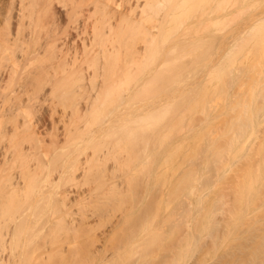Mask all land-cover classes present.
I'll list each match as a JSON object with an SVG mask.
<instances>
[{"label": "bare ground", "instance_id": "6f19581e", "mask_svg": "<svg viewBox=\"0 0 264 264\" xmlns=\"http://www.w3.org/2000/svg\"><path fill=\"white\" fill-rule=\"evenodd\" d=\"M206 2L207 0H0V264H51L54 258H59L62 263L65 260L68 264H83L84 260L90 262L92 260L91 263L95 262L96 264H115L114 262L118 264L120 262L119 260L117 263L115 260L118 257V251L121 247L123 249L128 246L125 241L128 243L133 234L131 232H129L130 235L126 234L127 236L121 234L114 242L115 236L112 237L113 240L110 237L109 239L113 242L110 244L106 239L109 237L108 235L107 237L106 234L97 232L96 222L99 220H95L93 218L95 214L93 216L90 212H96L91 205H88L91 203L86 204L85 208L90 207L93 210L88 209L87 212L80 210L79 214H72L73 211H70L71 200L78 194L79 184L87 183L89 176L92 175L91 171L95 173L98 170L91 169L93 158L96 160V157L91 155L92 153L90 155L88 152L80 153L85 148L83 146L89 144L91 140L89 136H92L93 133L90 128L92 124L91 126L90 124L83 125L85 120H89L84 117L90 112L94 113L95 109L97 111L101 108L100 113L104 111L108 106L102 103L106 102L109 105L112 100L109 97L110 101L102 98L105 100L104 102L100 96L105 93H113L111 90L118 92L121 89L120 97L122 92L126 93L123 96L131 95L133 92V95L126 96L127 98L122 96L127 107L130 110L133 109L132 111L146 101L150 103L149 96L159 89V75L162 78L163 74L179 69L177 66L182 63L176 65L177 62L183 60L185 62V59L189 57L195 58V60L191 58L195 61V65L190 66L187 63L188 66L186 64L181 72L198 75V69L204 71V67H201L203 65L202 57L210 49L212 50H210L213 56L212 60L218 55L216 31H218V25L224 20L220 21L219 14L222 2L219 0H209L212 3ZM227 3L225 2V4ZM205 4L211 8L207 5L206 10ZM232 20L230 19V22ZM208 24L213 26L214 31L216 30L212 31L216 34L212 36L213 39L210 38L212 42H210L211 40L207 42L212 45L208 46L210 49L206 47L207 44L202 36V25ZM188 25L191 27L194 25L195 28L191 29ZM189 29L191 30L189 31ZM187 34L193 38L196 37L195 40ZM182 65L185 66V64ZM213 67H216L215 64ZM213 67L211 65V68ZM140 77L145 79L140 80ZM126 91H129V94ZM140 91L143 94H139ZM120 99L118 101H121ZM123 100V103L120 102L114 108L115 111L121 104L126 105ZM99 101H103L101 107ZM98 103L99 105H97ZM94 107L96 108L94 109ZM129 109V113H133ZM98 112L94 113V117L91 113L89 115L95 119H92L94 124L101 122L100 125H102L105 117L103 116L101 121L99 117L107 112L104 111L101 115ZM133 115L136 118L139 117L135 113ZM136 118L132 119L131 117L132 124L135 126L141 122L142 125L138 124L140 127L137 125L134 128L144 127H142L143 129L138 128L139 130L131 128L135 130L133 133L135 136L130 137L132 142L130 140L129 142L136 152L132 150L135 155H139L141 145L148 149V145L152 143L150 142L151 138H146L144 136L146 133L143 131L145 122L151 121V119L148 117L150 120L144 121L147 117H139V120L144 118L139 121L135 120ZM82 122L84 123L82 124ZM104 124L105 122L103 126ZM148 124L151 126L150 122ZM48 125L52 130V134L49 132L52 136L49 138L52 141L49 139V144H46L42 130ZM88 127L90 133L87 132ZM135 132L137 133L135 134ZM85 134L86 137H83ZM91 136L90 138H92ZM111 136H113L112 133L108 135V137ZM86 139L89 141L86 142ZM147 139L149 140L147 141ZM50 142L52 145L54 143L57 145H53L56 147V151L53 150ZM84 142H86L85 145H83ZM148 142L150 143L148 144ZM41 143L46 147L47 145L52 147L50 151L51 153L53 151V154L49 156L52 157V160L48 157V147L45 151L44 146L41 147ZM138 148L140 149L138 150ZM80 154H82L81 157ZM84 154L85 156H83ZM98 154L97 156H100L101 153ZM145 154L147 153L145 152ZM145 154L144 156L148 155L150 158L151 155ZM135 158L138 159L133 154V159ZM49 161L54 162L53 165H57L58 169L56 166H53L55 169L53 167L52 169L58 173L55 174L56 172L54 173L52 170L51 172L58 176L54 179L55 176H49L51 175L49 172V175L47 174L49 176L48 183L46 179L40 183L43 176L40 177L41 180L38 177L44 174L42 172L37 176L38 180L35 178L40 181L37 183L32 178L36 177L35 173H38L41 167L51 164L48 163ZM135 164L137 165V163ZM37 170L39 171L37 172ZM103 171H99L100 175ZM149 172L153 175L152 168ZM96 174L97 177L99 174ZM29 181L33 185L36 184L40 192H44L42 193L44 196L49 194L51 199L50 201L49 197H46L50 201V205L48 201L44 203L48 208L46 210L48 217L43 216L46 221L41 222L44 224L43 226L39 222L38 229L36 221L41 220L42 217L39 215L45 213V208L42 209L43 213L41 209H39L41 212L36 209L41 207L40 202L36 203L38 198L35 197L39 190L35 189L36 185L33 186ZM39 183L44 186L48 185L44 187L48 188L47 193L44 188L41 190L40 186L42 187V185ZM45 183L47 184L45 185ZM61 184L63 187L60 189L58 185L61 186ZM30 185L33 191H38L34 197L31 195L33 191H29ZM28 201L31 203L29 204ZM95 203H97L96 200ZM92 205L94 206V204ZM31 207L37 210L38 216L33 215V213L36 214V211L30 212ZM72 207L74 206L72 205ZM31 217L40 218L33 220ZM138 217L135 220L140 226L141 220L138 221ZM31 220L35 222L31 223ZM133 222L135 223V221ZM117 224L120 227L123 223ZM125 224L124 227H126ZM114 226L116 227V224ZM30 230L35 234L32 237H38L37 241L33 238L36 242L31 239L30 235L33 233ZM136 231L140 232L138 229ZM114 232L116 233L115 230ZM139 238L138 243L141 241ZM29 239L34 245H30ZM135 239L133 238L132 242ZM143 243L146 244V242ZM53 244L55 253L52 251L53 247H50ZM29 245L32 246L30 247V249L32 248L31 252L28 250ZM48 252H53L54 255ZM115 256L117 257L115 258ZM138 264L140 263L138 262Z\"/></svg>", "mask_w": 264, "mask_h": 264}, {"label": "rangeland", "instance_id": "374dc122", "mask_svg": "<svg viewBox=\"0 0 264 264\" xmlns=\"http://www.w3.org/2000/svg\"><path fill=\"white\" fill-rule=\"evenodd\" d=\"M219 2L223 4L222 7L219 6L221 8H219V14L220 21L224 19V23L222 21L218 25V31L215 30L218 39V55L214 57L215 60L211 59L213 58L212 50L208 47L211 44L207 43L209 40L212 42V36L216 35L215 31L212 29L213 26L209 25L210 23L202 25L204 42L207 44L206 47L211 50L202 57L203 65L201 67H204V71L198 69V75L181 72L187 63L190 66L195 65V61H193L195 58L189 57L185 59V62L184 60L177 62L176 65L185 64V66L182 64L181 67L177 66L179 67L178 71L177 69H174L173 72L169 71L170 73L163 74L162 78L159 75V89L156 88L157 90L149 96L150 103L146 101L144 104L138 105L134 108L135 112L127 107V103L122 98L126 93L122 92L120 97L121 89H118V92H115L116 90H111L113 93L109 91L111 95L105 93L102 94L103 97L100 96L101 100H109L108 97L112 102L115 100L113 103L109 100V105L105 100V103L99 101L100 105L97 104L100 107L102 104L108 106L107 109L104 107V111L107 113L104 111L100 113L99 106L97 111L94 107V113L99 111V115L105 114L99 117V120H103L102 117H105L104 126V122L102 125H100L101 122L98 123L103 128L97 126L96 122V126H93L95 125L94 113L90 112L93 117L89 115L90 113H88L89 117L87 114L86 117L83 116L88 118L89 120H87L91 123L85 120V123L82 122V124H90V126L92 124L90 128L93 133L92 136L90 135L92 138L89 136L90 141L87 140L88 138L86 139L89 144L82 143L86 145H81L85 148L80 153L88 152L89 155L92 153L91 155L96 157V160L95 158H93L94 161L92 160L91 169L93 171L98 169L96 170L98 172L96 174V171L95 173L91 171L93 176H89L87 183L79 184L78 194L71 200L70 211H73L72 214H79L80 210H86V212L88 209L93 210L90 207L85 208L86 204L91 203L88 205H91L96 212H90L93 216L95 214L93 218L99 220L100 223L96 222L97 232L108 235L109 237L107 236L106 239L110 244L121 234L130 235L129 232L133 234L128 243L125 241L128 246L123 249L121 247L118 257L115 256L117 263L120 260L118 264H138V262L140 264H264V0H229V2L228 0H219ZM225 2L229 4L227 3V5ZM206 3L212 2L207 0ZM207 5L205 4V9ZM230 19L236 22L233 20L230 22ZM192 27L195 28L194 25ZM192 27L191 29H193ZM189 36L194 40L196 38ZM214 64L216 67H213ZM211 65L215 69L211 68ZM201 67L200 69H202ZM144 77L142 79L140 77V80H143ZM129 91L126 92L129 94ZM132 93L126 96H132ZM138 93L140 94L141 91ZM138 93L136 92V94ZM126 96L123 97L127 98ZM119 98L121 101H118ZM122 100L126 105L121 104L122 108L119 106L120 109L118 107L115 111L114 108ZM128 109L136 116L147 118L139 120V117L136 118L133 113H129ZM131 117L139 121L141 119L146 121L149 119L148 117L151 119V121L147 120L151 126L145 122L149 127L144 124L147 132L143 130L146 133L143 135L146 138H151L150 142L153 145L148 142V144L150 143V147L147 144L148 149L144 148V145H141V149L138 148L142 152H138L141 158L139 155H135L136 152L130 144L132 138L131 140L129 138L135 136L134 129H138L142 124L140 122L138 123L140 125L134 126ZM92 119L94 120L92 121ZM82 120L84 121L83 118ZM137 125L139 127L134 128ZM48 126L42 130L46 144H49L51 140L49 132H52L49 129L51 126ZM90 128L86 129L89 133ZM109 131L113 136L108 137L111 134ZM83 137H86V134ZM42 143L41 147L44 146L45 151L48 147L49 157L50 154H53V151L52 153L50 151L52 147L50 145L46 147ZM53 145L57 146L55 143ZM55 149L56 147L53 146L54 151H56ZM95 152L101 153L100 156H97ZM145 152L149 156L151 155L150 158ZM102 153L105 157L102 156ZM133 154L138 159H133ZM50 158L52 160V157ZM48 163H51L47 165L49 167H41L40 171L37 170L39 172L35 173L36 177L32 178L37 179V176L43 172L44 174L38 177L41 180L43 176L41 182L37 181L38 179L35 180L37 183H42L45 179L48 183L49 176H55L58 173L52 169L53 166L58 169L57 165H53L54 162L50 161ZM53 168L55 169V167ZM151 168L153 175L149 174ZM51 170L55 174H52ZM99 171L104 173L102 172L100 175ZM49 172L51 175L48 174ZM95 174H99L100 177L99 175L96 177ZM30 183L32 184V182ZM40 183L39 185H42ZM59 185L58 187L61 189L63 186ZM47 186L42 185L40 188L43 190ZM78 187L76 186V189ZM31 188L30 185L29 191L32 190ZM34 188H37L40 194L36 195L38 191L32 190L31 195L34 197L35 194V197L38 198L36 203H41L39 204L40 208H36L33 204L34 208L42 213L43 207L45 208V213L41 214L42 216L39 215L42 217L41 220L36 221L38 229L39 222L46 221L44 219L48 217L46 214L48 208L44 203H47L46 197L49 194L44 196L42 194L44 192L41 193L37 185ZM60 189L57 188V190ZM47 190L48 188L45 189V192ZM41 194L42 196H39ZM29 198L32 199L30 196ZM36 198L34 199L36 200ZM30 201H28L29 204ZM50 201H48L49 205ZM48 207L50 208V206ZM31 208L30 212L32 213L34 210L36 214L33 213V215L38 216L37 210ZM100 217L101 219H99ZM136 217H138V221L141 220V223L138 222L140 226L136 223ZM37 218H33V220ZM34 222L31 220V223ZM117 223H120L123 228H120L122 226L119 227ZM113 224H116L117 229ZM134 224L136 226L132 227L131 225ZM142 224H145L144 227ZM121 229L123 230L121 231ZM135 229L141 230L142 233ZM30 232L32 231L30 230ZM134 234H137L138 238L140 237L139 243L137 235ZM34 235L33 233L30 236ZM113 236H115L114 240ZM110 237L113 242L109 239ZM33 238L38 239V237L31 239L33 240ZM133 238L135 240L132 242ZM31 239H29V243L34 245L31 243ZM35 240L33 241L36 242L37 240ZM125 243L123 244L125 245ZM123 244L122 246H124ZM30 245L28 250L31 252L32 248L30 249V247L32 246ZM54 246V244L50 246L53 247V252ZM53 252L50 253L54 255L55 252ZM59 261V258H54L51 264H68L65 260L63 263ZM91 262L84 260L83 264H96ZM114 263L116 264V262Z\"/></svg>", "mask_w": 264, "mask_h": 264}]
</instances>
